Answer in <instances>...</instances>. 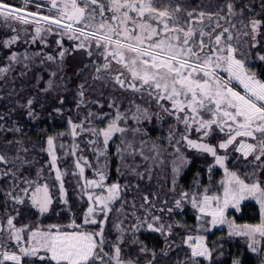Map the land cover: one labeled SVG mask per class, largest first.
<instances>
[{
  "label": "snow or ice",
  "instance_id": "1",
  "mask_svg": "<svg viewBox=\"0 0 264 264\" xmlns=\"http://www.w3.org/2000/svg\"><path fill=\"white\" fill-rule=\"evenodd\" d=\"M0 24L10 32L0 38V85H12L0 94V264H224L221 241L231 238L264 264V0H209L207 6L195 0H0ZM37 44L34 52L26 47ZM77 53L87 57L91 82L76 85L77 115L67 117L66 131L44 134L39 154L48 159L40 163L33 155L39 142L26 137L20 121H39L52 93L57 106L48 115H64L66 63ZM72 75L82 76L83 69ZM26 77L34 94L15 87ZM95 91L99 98L89 99ZM169 120L162 140L146 138V124ZM64 136L71 145L58 143ZM117 136L118 178L109 182L110 141ZM189 153L210 158L208 184L198 173L189 190L177 193L192 163ZM67 157L71 171L61 167ZM217 168L223 177L213 191ZM69 175L77 201L86 205L79 215L65 187ZM161 175L172 207L159 192L140 195L139 204L126 199ZM245 201L258 205V223L230 216ZM185 205L195 212L194 226L172 220ZM28 212L37 219L21 222ZM62 213L66 223L40 219ZM218 227H226V238L209 242ZM145 233L162 237L164 246L150 247ZM229 264H244L243 257L231 256Z\"/></svg>",
  "mask_w": 264,
  "mask_h": 264
},
{
  "label": "trees",
  "instance_id": "2",
  "mask_svg": "<svg viewBox=\"0 0 264 264\" xmlns=\"http://www.w3.org/2000/svg\"><path fill=\"white\" fill-rule=\"evenodd\" d=\"M213 4L218 2V0H211ZM247 2V0H245ZM196 4L203 3L205 6L209 4V0H195ZM33 10V9H32ZM6 34H10L9 30L7 28H4L2 24H0V38H5ZM25 46L24 45H18V50L22 51ZM28 49H31L34 51L33 47L31 45L26 46ZM4 55L3 52H0V57ZM77 53L74 56H71L68 58L66 63V73L69 77V89L70 91L62 93L66 97V103L63 106L64 107V115L63 116H49L48 112L52 110L55 106H57V101L54 99L56 93H52L51 95H48L46 99H44L45 108L46 110L42 113L41 119L37 122H31L26 117L22 119L20 122L22 126L26 129V137L29 138L33 143L39 142L37 145V150L33 155H37V159L40 161V163H43L48 159V157L44 154H39V147L43 145V138L44 134L47 133L48 135H54L58 132H64L67 129V123L66 119L69 115H71L73 118L77 115V110L75 107V101H74V93H75V87L78 83L84 82L86 79L90 81V69H85L84 65L88 63V60L86 56L81 55ZM79 56V57H78ZM264 68V66H260ZM75 69H83V75L82 76H74L72 75L73 71ZM45 79H47V76L45 75ZM44 85L41 84L40 87H43ZM15 87L19 89L20 87H25L26 89V95L27 94H34L30 93L28 90L32 88V85L28 83V78H24V81L17 80ZM0 88H2V93L0 94H6L12 90L11 84L6 85H0ZM100 94L99 91L93 92L92 95L89 96V99L95 100L99 98ZM108 97V92L105 91V96L103 99H101V102L103 103L105 99ZM6 103V101H5ZM125 107H127V104H125ZM93 111H99V109L96 106L92 107ZM104 112H108L109 109L107 105L105 104V107L103 109ZM172 123V121H167L166 123H161L159 121H154L152 123L146 124L144 127L148 129V139L151 140H162L167 133L168 125ZM130 127H134V122H129ZM97 127H101L99 125V122H97ZM63 138V137H62ZM70 140L69 136H65L63 140ZM129 139H131V136H129ZM139 139V138H137ZM82 148H85V143L83 139H80L77 141ZM120 138L114 137L113 141H110V147H109V169H110V176L111 181H114L118 178V173L116 171L119 160L115 155L116 145L119 144ZM214 142V141H213ZM58 155L61 157H64V151L58 149ZM83 155L88 156L89 160H94V157L92 154L85 150ZM189 155L192 157V163L191 165L185 169L182 179L179 181L180 187L177 188V193L183 189V190H189L190 187L193 185L194 181L193 178L198 173L201 175V182L204 185L208 184L207 179V173H206V165L210 162L209 157H201L196 154L189 153ZM72 158L67 157L63 158L61 160V167L62 168H68L69 171L72 170ZM229 167L235 169L237 167L236 163H232L229 165ZM239 170L241 173L247 171V168L243 165L239 166ZM35 169H33L34 174ZM223 173L221 169H216L213 172V191H219L218 189V182L222 179ZM167 179H170V175L167 177ZM159 180V183H158ZM165 176L161 175L159 178L154 177V179L151 181V186H147V183L141 184V192H135L134 190L132 193L126 196V199L131 201L133 198L137 200V203H142V201L139 200L140 195L146 193V192H159L161 199H167L168 200V206L172 207V200L173 197L171 195L166 196L165 193L168 192V186L165 183ZM65 187L69 190V197L70 202L73 205V211L79 215V209L82 207H86V205L80 203L76 199V193H75V183L76 180L71 175L67 176L65 178ZM3 205V198L0 197V215L5 214V209L2 206ZM119 207V205H117ZM61 206L57 204V212H60ZM129 211H131V208H129ZM232 218L236 220L239 224L249 223V224H255L259 221V210L258 206L253 201H245L242 203L240 207L239 213H229ZM37 219V217L31 213H25L24 217L22 218L21 222H34ZM43 220L44 224L48 223H66L68 220V214L62 213L61 215H50L47 218H40ZM172 220H177L181 222H185L189 226H194L196 224L195 220V212L193 209H191L190 205H185V210L180 212L179 214H173ZM227 236V231L225 227H218L216 229H213L212 232L208 233V239L209 242L217 241L221 237ZM145 240L146 243L149 244L150 247L155 246L157 249L160 247H163L162 237H159L157 234H148L145 233L141 237ZM174 239L179 243V236L174 237ZM224 243V248L226 252V258L224 259V264H229V260L231 256H235L237 254L241 255L243 257L244 264H256V257L254 254H249L245 251L244 248V242L242 240H239L238 238H231L227 239L226 241H221ZM176 256H172V260H176ZM163 264H171L170 261H165Z\"/></svg>",
  "mask_w": 264,
  "mask_h": 264
},
{
  "label": "rangeland",
  "instance_id": "3",
  "mask_svg": "<svg viewBox=\"0 0 264 264\" xmlns=\"http://www.w3.org/2000/svg\"><path fill=\"white\" fill-rule=\"evenodd\" d=\"M30 31H31V28L29 29ZM55 39V37H53V36H49L48 37V40H49V43L51 44V42L53 41ZM71 43L72 42H70V41H67V40H65V47H70L71 46ZM32 46V45H31ZM53 47H55L54 45H52ZM33 47V49H34V51H36V50H38L40 47H41V45H39V44H37V45H34V46H32ZM24 49V48H23ZM23 49H21L22 51H23ZM30 52H34V51H32L31 49H28ZM48 49H46V51H47ZM82 55V54H81ZM81 55H79V56H81ZM78 56V57H79ZM87 58V57H86ZM105 124H106V121L105 122H103V123H100L99 122V125L101 126V127H104L105 126ZM65 137V136H64ZM63 137V138H64ZM70 137V140H66L65 141V139L63 140V138H60L59 140H58V143H64L65 145H71L72 144V138H71V136H69ZM64 151V150H63ZM115 152H116V150H115ZM222 171V170H221ZM222 173H223V171H222ZM86 175H88L89 177H91L92 176V172L91 171H87L86 172ZM223 177V176H222ZM253 202H255V201H253ZM242 205V204H241ZM257 205V204H256ZM258 206V205H257ZM239 213L240 212V210L239 211H236V210H230V213ZM259 222V221H258ZM257 222V223H258ZM226 228V227H225Z\"/></svg>",
  "mask_w": 264,
  "mask_h": 264
},
{
  "label": "flooded vegetation",
  "instance_id": "4",
  "mask_svg": "<svg viewBox=\"0 0 264 264\" xmlns=\"http://www.w3.org/2000/svg\"><path fill=\"white\" fill-rule=\"evenodd\" d=\"M11 2L14 3V4L19 5V4L21 3V0H11ZM34 10H35V9L33 8V11H34ZM44 14H45V15L48 14L46 9H45V11H44Z\"/></svg>",
  "mask_w": 264,
  "mask_h": 264
}]
</instances>
